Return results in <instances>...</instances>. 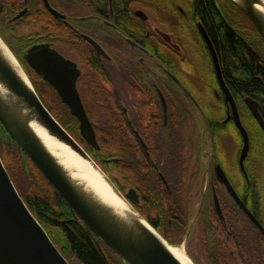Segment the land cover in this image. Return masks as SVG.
I'll return each mask as SVG.
<instances>
[{"label": "flooded vegetation", "instance_id": "af4514ba", "mask_svg": "<svg viewBox=\"0 0 264 264\" xmlns=\"http://www.w3.org/2000/svg\"><path fill=\"white\" fill-rule=\"evenodd\" d=\"M47 1L62 16L52 13ZM47 1L0 0V35L30 79L32 72H36L28 65L27 54L34 46L49 45L74 62L80 72L77 89L94 126L98 145V131L105 130L106 127L102 110L105 105L112 104L116 125L120 124L116 128L129 131L127 143L142 148L143 154L153 162L166 188L169 186L165 175L158 168L163 162L158 165L149 149L152 147L158 152L161 146L166 145L168 131H188V150L192 154L196 151V156L192 155L191 159L197 162L202 157L204 160L207 155L201 149L204 146L203 139L196 130L199 125L198 113L204 119L198 99L200 96L189 87L188 81L203 85L201 97L208 105L207 98H211L212 94L219 97L223 93L202 35L201 26L208 34L207 28L194 12L195 0ZM213 1L218 5L234 7L230 0ZM167 4L173 8H169ZM259 41H262L261 37ZM262 42L259 45L255 43L258 45L256 48ZM203 44L208 51L203 49L210 62L211 79L206 75L205 64L202 65L203 70L197 71L191 61V55H197L196 52L203 48ZM198 53L204 56L203 52ZM221 69L224 77L222 65ZM38 75L44 80L42 75ZM214 82H217L218 87L213 86ZM32 83L38 91L33 81ZM161 94L165 97L167 108L164 107ZM183 102L187 105L184 113L179 112V104ZM211 112L210 115L215 114L213 109ZM228 114L226 109L223 122ZM203 125L201 128L205 131V121ZM73 137L78 140L74 135ZM81 137L84 142L78 141L83 146H91L82 135ZM251 149L250 143V152ZM260 149V142H257L250 164L256 175L261 174L264 177V158ZM128 158L131 162L135 161V150L132 149ZM215 160L218 161L212 153L208 164L203 161L207 168L198 183L200 186L196 184L187 189L188 191L177 194L180 200L178 209L183 217H177V228L173 215L155 216L142 204L141 194L136 188H128L119 180L114 182L124 194L131 188L137 191L134 207L168 242L173 241L176 233L181 230L185 231L186 242L191 237L194 239V245L201 249V254L192 256L194 264H264L263 254H238L239 249L247 248L243 245L247 242L254 249H260L264 232L238 207L227 189L217 181L214 173ZM256 175L254 177L259 182ZM243 178L245 179L244 176ZM249 180L248 184L245 179L246 187L243 189L234 188L264 228L261 220V214L264 217L261 199L264 187L256 188L259 199L255 203L252 193L249 192L251 175ZM219 184L221 187L216 186ZM215 194L223 218L215 209ZM183 210L186 212L185 216ZM229 216L232 218L231 224L226 218ZM220 249L235 254H208L216 253Z\"/></svg>", "mask_w": 264, "mask_h": 264}, {"label": "water", "instance_id": "95a60500", "mask_svg": "<svg viewBox=\"0 0 264 264\" xmlns=\"http://www.w3.org/2000/svg\"><path fill=\"white\" fill-rule=\"evenodd\" d=\"M47 1V0H46ZM254 24L264 43V0H230ZM48 8L56 16L55 9ZM141 14V12H138ZM201 26V25H200ZM204 41L210 51L218 83L228 106L225 121L233 120L242 147L240 170L250 183L245 161L250 151V135L244 126L238 105L227 86L217 51L206 30L201 26ZM167 40L170 37L164 34ZM27 63L57 91L62 102L79 122L80 134L98 150L94 126L81 101L77 80L80 75L74 62L66 59L49 45L32 47ZM0 122L9 142H14L80 220L110 249L128 264H183L171 251L169 242L134 207L138 193L131 188L124 194L88 151L76 140L45 106L22 65L0 36ZM164 107L167 103L161 94ZM245 103L264 131V118L259 104L251 97ZM42 127L52 138L90 162L102 176L112 194L126 203V210L115 206L96 192L88 182L66 169L36 133L32 123ZM111 159H108L109 162ZM217 181L233 197L238 207L264 232V228L238 196L222 165L214 161ZM216 196V194H215ZM215 209L223 218L216 196ZM0 264H70L48 232L33 215L16 188L0 156Z\"/></svg>", "mask_w": 264, "mask_h": 264}, {"label": "trees", "instance_id": "16d2710c", "mask_svg": "<svg viewBox=\"0 0 264 264\" xmlns=\"http://www.w3.org/2000/svg\"><path fill=\"white\" fill-rule=\"evenodd\" d=\"M193 3L195 14L203 21L209 37L218 52L224 70L225 82L239 107L241 120L250 135L252 149L250 157L247 158L245 164L252 181L249 192L252 193L255 203H257L259 194L256 188L264 187V182L259 181V183L256 181L250 161L256 141H261L260 151L262 152V158H264V131L248 109L245 97H251L258 102L259 110L264 118V45L262 46L263 50L260 47L256 48L258 45L255 43L257 42L253 40L251 34H247L246 37L238 32L234 24L227 18L228 11L225 6L218 5L213 0H195ZM232 5L247 21L249 20L237 6L233 3ZM167 6L173 8L171 5L167 4ZM252 27L255 28L253 24ZM255 30L258 35L257 39H259V33L256 28ZM201 43L203 42L201 41ZM203 45V49L208 52L205 44ZM31 79L38 88L37 92L40 98L53 116L70 134L74 135L80 142H84L80 134L78 120L71 114L56 91L48 82L42 80L37 73L32 72ZM213 86L218 87L217 82H214ZM213 100L210 105L199 100L206 123L205 133L211 141L213 155L218 159L233 185L240 189L234 177V171L226 164V139L230 134V127L238 137L234 168L243 178L238 160L242 139L234 123H223V117L218 113V105L224 106L225 112L226 103L223 94L219 97L215 96ZM179 105L181 107L179 112L184 113L187 105L184 102ZM211 109H213L214 115H210ZM102 111L105 119L104 126L106 127L105 130L98 131L100 148L96 150L92 146L85 145L84 147L102 169L110 174L113 181L119 180L122 185L128 188H136L141 194L142 204H145L152 214L158 217L162 214L163 217L173 215V221L176 224L177 217H182L178 209L180 200H178L177 194L180 192L184 193L188 191L187 189L196 186L205 170L202 157L198 158L197 162L192 160L194 163H190L191 159L187 156V150L190 149L188 146L190 139L188 131L184 129L182 131H168L166 145L161 146L158 152L152 147L149 149L151 156L156 159L158 165L163 162L158 168L165 175L169 186V188H166L163 179L154 168L153 162L143 154L142 148L127 143L126 139L129 131L116 128L120 124L116 125L113 105H105ZM252 122L257 126L259 132L256 133ZM189 145L191 146V144ZM132 149L135 150L136 154L134 162H131L128 158ZM163 149L166 151L164 152ZM0 155L28 208L42 224L70 264H128L101 241L67 206L56 190L30 160L25 157L17 144L13 141L9 142L8 135L1 122ZM108 159L111 160L107 162ZM201 164L203 168H201ZM198 185L200 186V184ZM244 187H246V184ZM261 199L264 205V194ZM182 213L185 216L186 212L184 210ZM226 218L228 223L231 224L232 218L230 216ZM261 220L264 224L262 214ZM175 227H178L177 224ZM183 236H185L184 230L176 233L179 242L182 241ZM169 243L171 245L177 244L176 241ZM243 245L247 248L244 250L239 249L238 254L264 255V240L258 250L249 246L248 242L246 243L247 246ZM208 254L235 253L220 249L216 253L209 252Z\"/></svg>", "mask_w": 264, "mask_h": 264}, {"label": "rangeland", "instance_id": "374dc122", "mask_svg": "<svg viewBox=\"0 0 264 264\" xmlns=\"http://www.w3.org/2000/svg\"><path fill=\"white\" fill-rule=\"evenodd\" d=\"M226 9L228 11L227 12V16H228L227 18L229 19L230 22H232V24H234V26L236 27L238 32H240L242 35H245V36L247 34H251L253 37V40H255L257 42V44L259 45L261 42L259 41V39H257L258 35H257L255 28L252 27V24H253L252 21H250L249 18H248L249 20L247 21V19L242 14H240V12L235 7L227 5ZM263 45H264V43H263ZM259 47L263 50L262 45H260ZM201 50H203V48L198 49V52H203L204 56H201L198 52H196L197 55H195V56L191 55V61L194 64V66L196 67L197 71L203 70L202 65L205 64V68L207 71L206 75H208L209 79H211L212 73H211V69H210L209 59H208L205 51L204 50L201 51ZM186 81H187V79H186ZM188 85L195 92L196 95L200 96V97L197 96L198 99L202 103H204V100H203L204 98L202 99V97H201V93L204 90L203 85L201 83L196 82V81H193L192 83L190 81H188ZM198 85L201 88L198 87ZM211 96H212L211 98H209V99L207 98V100H208L207 103H209V104H212L214 101L213 98L215 96L213 94ZM218 107H219L218 113H220V115L222 117L223 112H224V106L218 105ZM197 119H198L199 125H198V128L196 130L199 133V137L201 138V136H202L204 146L201 149H202V152L205 155H207L204 160H205V163L208 164L209 158L211 159V154L213 153L211 151V141L208 139L205 131H203V129L201 128L202 126H204L203 125L204 119L202 118V116L199 113H198ZM252 126H253L254 130H256V133L259 132L257 126L253 122H252ZM259 142L261 143V141H259ZM256 143H257V141H256ZM226 144H227V146H226V156H227L226 164L228 165L229 168H231L234 171V173H233V171L231 170V172L235 175L234 177L236 179L237 184L240 186V189H243L245 186V179H243L241 174L239 172H236V170L234 168L235 156H236V147L238 145V137H237L236 133L233 131V129H231V127H230V134L227 136V139H226ZM192 155L195 157L196 151H193V154H192L190 150H187V156L189 157V159H191ZM252 156H254L253 152H252ZM192 162L193 161L191 159L190 163L193 164L194 162L193 163ZM203 165H204V169L207 168V166L205 164H203ZM203 165L201 164V168H203ZM254 174L255 173H253V175ZM256 176L259 177L261 182H264V177H262L261 174L260 175L257 174ZM216 186L221 187L220 184L216 185ZM185 236H183L182 241H180V242L178 240V237L174 238L173 241H176V243H177L174 246L181 248L186 253V255L192 260V262L195 263L194 260L192 259V256L194 257V254H201V252H200L201 249L199 248V246L196 247L194 245L195 241H194V239H192V237H191V239L190 238L187 239L189 241L186 242ZM189 242H190V246H189Z\"/></svg>", "mask_w": 264, "mask_h": 264}, {"label": "bare ground", "instance_id": "6f19581e", "mask_svg": "<svg viewBox=\"0 0 264 264\" xmlns=\"http://www.w3.org/2000/svg\"><path fill=\"white\" fill-rule=\"evenodd\" d=\"M0 90L2 91L1 87ZM226 109H228L227 104L225 112L222 115L223 118H225L224 116L226 113ZM225 120L224 122L227 123L228 121ZM32 126L35 129L36 133L40 136V138L45 142L47 147L55 154V156L61 161V163L66 167L67 170L72 172L75 177H78L81 180L88 182V184L91 185V187L93 186L96 192L100 194L105 199V201H108L118 210H126V203H124L122 200L118 199L115 195L112 194L111 190L108 188L109 186L105 184L98 170H96V168H94V166L90 162L83 160L70 148L60 143L56 139L52 138L42 127H40L35 122L32 123ZM239 151H241V148ZM239 154L240 153H238V155ZM170 249L183 264H194L181 248L171 245Z\"/></svg>", "mask_w": 264, "mask_h": 264}]
</instances>
